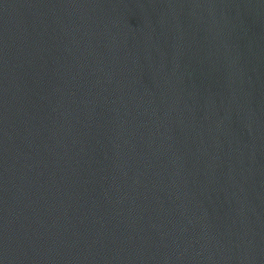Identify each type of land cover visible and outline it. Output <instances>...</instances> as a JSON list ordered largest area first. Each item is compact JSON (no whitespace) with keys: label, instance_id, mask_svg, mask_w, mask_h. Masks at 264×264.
Returning a JSON list of instances; mask_svg holds the SVG:
<instances>
[{"label":"water","instance_id":"obj_1","mask_svg":"<svg viewBox=\"0 0 264 264\" xmlns=\"http://www.w3.org/2000/svg\"><path fill=\"white\" fill-rule=\"evenodd\" d=\"M0 264H264V0H0Z\"/></svg>","mask_w":264,"mask_h":264}]
</instances>
